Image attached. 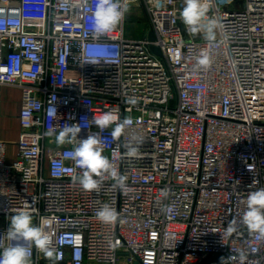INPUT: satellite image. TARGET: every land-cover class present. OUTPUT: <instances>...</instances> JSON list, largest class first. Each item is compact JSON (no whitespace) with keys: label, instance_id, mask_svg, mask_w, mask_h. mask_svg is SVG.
Returning <instances> with one entry per match:
<instances>
[{"label":"built area","instance_id":"obj_1","mask_svg":"<svg viewBox=\"0 0 264 264\" xmlns=\"http://www.w3.org/2000/svg\"><path fill=\"white\" fill-rule=\"evenodd\" d=\"M232 1L208 0L205 23L216 22L209 41L181 21L183 0H127L154 40L125 36L126 15L94 36V0L68 9L62 0H0V87L21 90L11 164L0 140V251L14 243L4 237L9 217L27 206L54 249L49 259L26 243L31 264H197L241 247L257 249L249 264H264V241L243 227L220 235L244 211L253 178L264 187V0L227 8ZM102 111L129 121L119 140L111 129L102 134L126 184L109 177L87 192L72 179L76 144L46 133ZM81 128L77 142L99 132ZM127 144L139 145L136 156ZM104 204L119 214L115 224L96 218Z\"/></svg>","mask_w":264,"mask_h":264},{"label":"clouds","instance_id":"obj_2","mask_svg":"<svg viewBox=\"0 0 264 264\" xmlns=\"http://www.w3.org/2000/svg\"><path fill=\"white\" fill-rule=\"evenodd\" d=\"M85 3V0H81ZM78 6L73 0H62V7L65 9ZM129 11L127 0H94V7L90 10V27L94 36L99 37L114 31L124 19ZM209 11L208 0H183V8L180 12V19L192 34L204 32L206 38L214 39V29L216 22L212 19H205ZM197 63L202 68L210 66V59L206 53H202L197 59ZM130 104H135L134 97L127 100ZM82 123L63 124L54 126L46 135L54 136L59 145L65 143L76 146L68 153L74 162L76 169L80 170L79 175L72 177L80 187L87 191L99 192L103 182L111 177L116 181V187L123 188L126 178L118 173L110 159L104 155L102 146V134L107 129H111L113 140H119L124 134L129 121L122 120L116 111H102L95 113L91 120L81 117ZM94 125L99 129L98 133L90 134L85 138H77L82 130L81 125ZM127 154L136 156L139 145H124ZM259 184L257 178H253L245 200V209L237 217L229 221L227 227L221 235L223 237H233L238 235L241 227L246 229L249 238L264 241V187H256ZM162 196H167V190H162ZM96 218L105 224H115L120 219L116 209L108 204L102 205L95 213ZM4 237L13 241L11 246L4 247L0 251V264H31L32 250L25 244H31L41 251L45 257H54L51 237L45 232L44 227L33 223L32 213L27 206L15 210L9 217V227L4 233ZM257 249H245L241 247L232 251L229 256L221 257L220 264H249V255L255 253Z\"/></svg>","mask_w":264,"mask_h":264},{"label":"crops","instance_id":"obj_3","mask_svg":"<svg viewBox=\"0 0 264 264\" xmlns=\"http://www.w3.org/2000/svg\"><path fill=\"white\" fill-rule=\"evenodd\" d=\"M227 8H242L244 0H233ZM21 105V90L10 86L0 87V140L6 144V163L15 159L20 131L18 115Z\"/></svg>","mask_w":264,"mask_h":264},{"label":"rangeland","instance_id":"obj_4","mask_svg":"<svg viewBox=\"0 0 264 264\" xmlns=\"http://www.w3.org/2000/svg\"><path fill=\"white\" fill-rule=\"evenodd\" d=\"M150 32L147 18L139 7L129 6L125 17V36L133 38H148Z\"/></svg>","mask_w":264,"mask_h":264},{"label":"water","instance_id":"obj_5","mask_svg":"<svg viewBox=\"0 0 264 264\" xmlns=\"http://www.w3.org/2000/svg\"><path fill=\"white\" fill-rule=\"evenodd\" d=\"M148 39L149 40H154L155 39L154 33L152 31L149 32ZM151 50L155 54H157L159 56L161 55V52H160L159 48H157L155 46H152ZM212 263L220 264V257L214 256V255H210V256H207V257L203 258L197 264H212Z\"/></svg>","mask_w":264,"mask_h":264}]
</instances>
